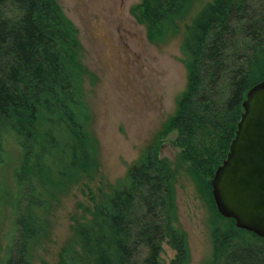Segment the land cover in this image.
<instances>
[{"label": "trees", "instance_id": "trees-1", "mask_svg": "<svg viewBox=\"0 0 264 264\" xmlns=\"http://www.w3.org/2000/svg\"><path fill=\"white\" fill-rule=\"evenodd\" d=\"M195 2L142 0L138 19L152 42H164ZM80 46L58 0H0V220L9 204L15 221V229L0 233V264H35L32 247L46 231L56 195L96 170ZM181 51L188 85L177 114L126 182L85 207L65 264H164V243L175 251L169 264H188L187 234L176 224V171L160 155L161 140L173 132L178 166L211 212V264H264V238L221 215L211 185L248 91L264 81V0L207 3L185 26ZM8 145L21 158L11 172L14 193L3 177Z\"/></svg>", "mask_w": 264, "mask_h": 264}, {"label": "rangeland", "instance_id": "rangeland-1", "mask_svg": "<svg viewBox=\"0 0 264 264\" xmlns=\"http://www.w3.org/2000/svg\"><path fill=\"white\" fill-rule=\"evenodd\" d=\"M212 1L196 0L190 15L180 22L179 32L155 43L138 19L142 0H58L78 30L82 62L89 72L84 92L90 112L88 131L97 142V167L91 179H74L56 195L46 231L32 247L35 264H65L64 252L76 241V226L87 216L85 207L119 188L129 169L158 145L187 90L188 72L181 51L185 26ZM175 138L173 132L161 140L160 155L176 171V224L187 234L188 264H211V212L185 169L178 166ZM7 149L10 165L3 177L14 193L11 172L21 158L12 145ZM5 208L0 220L4 236L15 229L13 208L9 204ZM164 250L162 261L169 264L175 251L166 243Z\"/></svg>", "mask_w": 264, "mask_h": 264}, {"label": "water", "instance_id": "water-1", "mask_svg": "<svg viewBox=\"0 0 264 264\" xmlns=\"http://www.w3.org/2000/svg\"><path fill=\"white\" fill-rule=\"evenodd\" d=\"M243 109L212 194L221 215L264 238V81L248 91Z\"/></svg>", "mask_w": 264, "mask_h": 264}]
</instances>
